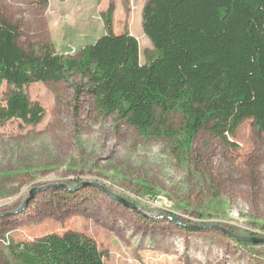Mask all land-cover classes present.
Wrapping results in <instances>:
<instances>
[{
  "label": "rangeland",
  "instance_id": "374dc122",
  "mask_svg": "<svg viewBox=\"0 0 264 264\" xmlns=\"http://www.w3.org/2000/svg\"><path fill=\"white\" fill-rule=\"evenodd\" d=\"M146 1L0 0V18L18 27L22 47L73 55L105 32L112 3L114 33L137 39L144 64L155 55L142 29ZM12 90L0 86V105ZM23 90L44 116L0 123V264H18L25 241L68 231L93 240L105 264H264V242L236 238L264 240V133L251 120L228 144L198 134L179 159L166 141L104 114L80 75Z\"/></svg>",
  "mask_w": 264,
  "mask_h": 264
},
{
  "label": "trees",
  "instance_id": "16d2710c",
  "mask_svg": "<svg viewBox=\"0 0 264 264\" xmlns=\"http://www.w3.org/2000/svg\"><path fill=\"white\" fill-rule=\"evenodd\" d=\"M113 13L111 3L102 14L105 33L73 55L22 47L18 27L0 18V86L13 88L0 105V123H39L44 109L24 86L77 74L104 114L166 141L179 159L201 133L228 144L248 119L264 133V0H147L142 29L155 55L144 64L137 39L114 33ZM19 249L18 264H105L95 242L75 231Z\"/></svg>",
  "mask_w": 264,
  "mask_h": 264
},
{
  "label": "water",
  "instance_id": "95a60500",
  "mask_svg": "<svg viewBox=\"0 0 264 264\" xmlns=\"http://www.w3.org/2000/svg\"><path fill=\"white\" fill-rule=\"evenodd\" d=\"M83 186H92V187H95L97 189H99L102 193H104L105 195H107L109 198H111L112 200H115L119 203H121L122 205H124L125 207H129L133 210H136V208L131 205L129 202H127L124 198L118 196V195H115L114 193H112L110 190H108L107 188H104V187H101L100 185H98L97 183H90V182H86L83 184ZM37 191L36 190H32L30 192V196L29 198L26 199L25 203L23 204V206L21 207V211L24 210L28 203L30 202V200H32L33 196H34V193ZM20 211H16V212H13L11 213V215L13 214H16V213H19ZM191 229H202V228H206V227H199V226H194V227H190ZM207 228H213L215 230H218V231H221L223 232L224 234H227L229 236H234V234L225 229V228H222V227H218V226H212V227H207ZM237 240L239 241H244V242H252V243H259V242H264L263 239H258V238H253V237H238L236 236Z\"/></svg>",
  "mask_w": 264,
  "mask_h": 264
},
{
  "label": "crops",
  "instance_id": "0c3cea01",
  "mask_svg": "<svg viewBox=\"0 0 264 264\" xmlns=\"http://www.w3.org/2000/svg\"><path fill=\"white\" fill-rule=\"evenodd\" d=\"M142 8H143V7H142ZM104 33H105V32H104ZM104 33H103V34H104ZM103 34H102V35H103ZM97 39H98V38H96L94 41H91L90 43H87V44H85V45L93 44Z\"/></svg>",
  "mask_w": 264,
  "mask_h": 264
}]
</instances>
